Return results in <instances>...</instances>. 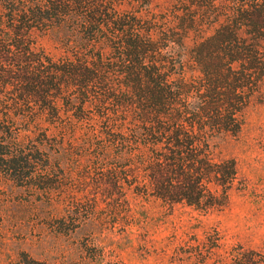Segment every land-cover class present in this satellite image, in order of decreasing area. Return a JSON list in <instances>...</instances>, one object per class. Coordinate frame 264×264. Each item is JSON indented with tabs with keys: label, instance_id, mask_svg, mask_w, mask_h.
I'll list each match as a JSON object with an SVG mask.
<instances>
[{
	"label": "rangeland",
	"instance_id": "374dc122",
	"mask_svg": "<svg viewBox=\"0 0 264 264\" xmlns=\"http://www.w3.org/2000/svg\"><path fill=\"white\" fill-rule=\"evenodd\" d=\"M12 4L0 1V27L8 31L9 11L24 8L29 21L19 13L15 19L32 26L14 31L31 52L11 46L16 57L6 59L0 32V61L13 63L0 77V264H264V0ZM239 4L262 11L244 15L236 30L245 47L260 37L262 65L239 89L247 100L237 107L238 125L206 126L207 146L200 138L201 152L190 159L186 145L174 148L163 138L173 131L162 129L174 109L189 103L192 111L205 88L166 110L155 108L148 90L140 98L135 86L141 79L147 88L148 77L136 60L144 53L137 36L154 43L142 62L159 67L167 83L181 76L197 82L194 57L206 59L215 49L208 39ZM203 61L214 76L216 59ZM223 99L224 123L232 102L228 93ZM175 150L182 159L173 158ZM178 161L202 181L197 205L169 197L187 187ZM170 164L168 171L159 167ZM166 176L169 186L162 184Z\"/></svg>",
	"mask_w": 264,
	"mask_h": 264
},
{
	"label": "trees",
	"instance_id": "16d2710c",
	"mask_svg": "<svg viewBox=\"0 0 264 264\" xmlns=\"http://www.w3.org/2000/svg\"><path fill=\"white\" fill-rule=\"evenodd\" d=\"M3 2H6V5H13V1H21V0H0ZM26 1H32V0H26ZM38 6L35 5V8ZM39 9L42 8V5L38 6ZM250 8L253 10L250 11L248 9H244V4H239L236 6H232L229 8L231 10V13H228L229 21L228 23H220L217 27H215L214 34L208 39L210 41H213L216 43L215 49L210 50L208 53V56L206 59H203V57H194V60L198 64V70L201 72L202 76L197 82L194 81H187L183 78V76L179 77L177 81L171 83H167L168 81L162 78L160 74V68L156 67L155 65H145L142 62L141 56H147V51L151 50L152 47H154V43L150 42L148 40H142L139 36V41L143 44V50L144 53H137L136 60L140 64V70L143 71V74L148 77V83L147 88H142L143 85L140 81L137 83L136 92L140 96V98L145 96L146 91L150 93L152 98V104L155 106V108H162L166 110L165 108L170 107V105L174 106V104L179 103L182 99V96L184 93H189L191 90H196L197 94L201 95V89L200 86H203L205 88L203 95L200 98L201 101L197 102L193 106L192 111H187L190 106L189 103L184 104V110L181 109H174L175 114L173 117L169 118V122H166L167 126L163 127L164 130L171 129L172 135L166 137V133H164V139L168 141V143H171L174 148H182L184 147V152L187 153V156H190V159H194L196 156L199 155L201 152L200 150V138L203 137L204 146H207V133L205 131L206 126H208L210 129L217 128V130H229L231 126H237L238 123H236V112L237 107L246 103V97L243 93L239 92V89H242V87L246 83H250L253 78L249 72V70L252 69H258L261 68V59L259 58V52L256 46H258L257 41L260 39V37L255 36L254 42L249 44V46L245 47L243 43H240L238 40V35L236 30L239 29L238 25H243L241 23V18H243L244 15H261L262 11L257 10L258 5L257 4H251L249 5ZM31 7H28V9ZM14 8L9 11L7 14L10 18V22H12L8 26V31L1 29L0 32L2 33V42L1 47L5 53L4 57L6 59H11V57L14 56L16 53H21L24 55L29 54L31 51L29 49V46L25 42L24 38L19 36V33H16V29H27L30 25H26L23 19H26L25 10L24 8L20 10L19 12H15ZM23 15V19H15L16 14ZM189 17L188 21H190L192 24H194L196 21L194 20L195 17L193 15H187ZM219 16V14H218ZM16 20L17 23H13ZM28 20V19H26ZM184 20L181 18V21ZM29 21V20H28ZM33 22V21H31ZM35 22H38L37 20ZM1 24V23H0ZM27 24H29L27 22ZM181 24V23H180ZM183 29V27H180ZM191 28V25H189V28ZM186 29V30H188ZM10 31L13 33H10ZM259 33V30L257 31ZM11 39H14V43H10L12 41ZM207 41V40H206ZM11 46L15 47L18 51L14 53L12 52ZM196 51H200L202 53V50L205 48V39L202 41H199L195 44ZM194 46V47H195ZM150 47V48H149ZM130 54V53H129ZM202 56L201 54H199ZM148 57V56H147ZM210 59H216L218 62L217 68L218 72L214 74V76L208 71L207 65H203V60L210 61ZM7 63V67L3 66L2 61H0V77L2 72L7 71L6 69H11V63L12 61H9ZM12 60V59H11ZM144 61V59H143ZM240 63L238 68H233L234 63ZM155 64V63H154ZM251 66V67H250ZM132 73L137 76V80L139 79V72L137 70L132 69ZM5 79V78H4ZM4 82V81H3ZM228 93L230 96L229 102L230 107L229 110H227V114H225V117L228 119L227 122L220 121L221 119L219 115L222 113L221 111V105L219 102L224 101L223 97L224 95ZM198 95V96H200ZM172 101V102H171ZM194 104V103H192ZM140 107V106H139ZM142 107V105H141ZM150 108L149 106L146 107V110ZM236 108V109H235ZM234 109L235 111H233ZM181 113H189L190 116L188 119L182 118ZM184 116V115H183ZM146 118V117H144ZM159 117H156V122L161 124ZM218 121L216 122L215 120ZM231 121V122H230ZM162 125V124H161ZM164 125V124H163ZM196 128V129H195ZM195 129V130H194ZM204 130V131H203ZM197 131V133L195 132ZM167 132V131H166ZM150 134H153V132H150ZM160 141V140H159ZM173 158L178 157L177 160L182 159L183 157L179 154H181V150H178L176 152L172 151ZM178 154V155H175ZM203 161V162H202ZM202 164L206 169L213 170L215 173V178L218 176L219 171L215 170L210 162H208L206 159L202 160ZM175 163V162H174ZM172 163V165L174 164ZM166 165L162 166L159 165L161 169H164L165 171H168L169 167L172 168L174 166ZM169 166V167H168ZM178 169L185 171L188 175V179L186 181L187 187L184 191L181 193H178L177 197L174 194H171L169 197L176 200H186L189 203L193 204H199L201 198L203 197V190L204 186L202 184V181L199 179V176L195 173H193V167L192 166H185L181 163H176ZM192 171V172H191ZM199 173V172H198ZM219 181L218 179H216ZM225 181V179H223ZM173 182V179L171 177L166 176V178L162 181V184L166 183L171 185ZM185 188V186L183 187ZM159 194V193H158ZM212 198V195L209 194Z\"/></svg>",
	"mask_w": 264,
	"mask_h": 264
}]
</instances>
